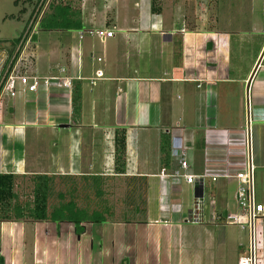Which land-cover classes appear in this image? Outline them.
I'll return each instance as SVG.
<instances>
[{"label":"crops","instance_id":"obj_1","mask_svg":"<svg viewBox=\"0 0 264 264\" xmlns=\"http://www.w3.org/2000/svg\"><path fill=\"white\" fill-rule=\"evenodd\" d=\"M42 1L47 7L37 20ZM52 1L38 0L34 17L16 33L21 38L36 22L34 45L21 52L18 70L47 77L62 66L72 86L0 98V174L15 175L24 188L27 182L32 188L33 176L53 178L51 206L63 196L83 208L89 198L81 192L92 191L93 210L105 212L106 220L82 223L79 235L67 222L0 221V264H238L248 235L244 226L226 222L238 213L235 181L205 177L201 185L171 178L177 164L169 157L170 132L188 148L190 174L238 169L249 75L245 65L232 70L231 64L250 62L239 59L245 46L248 53L257 49L247 36L264 32V0H56L69 14L79 13L80 27L41 29ZM97 29L113 30V36L98 39L91 33ZM262 68L264 62L247 93L256 169H264ZM96 72L101 76L90 85ZM217 84L238 85L229 93L242 113L239 123L217 116ZM74 88L80 96L76 115ZM117 129L124 132L120 160L114 153ZM205 182L222 195L211 198L216 209L207 219L203 199L202 222L191 223L194 193L204 198ZM181 184L192 189L186 208ZM111 193L119 197L116 206L130 208L128 214L114 217L104 202ZM256 224L258 264H264V217Z\"/></svg>","mask_w":264,"mask_h":264},{"label":"built area","instance_id":"obj_2","mask_svg":"<svg viewBox=\"0 0 264 264\" xmlns=\"http://www.w3.org/2000/svg\"><path fill=\"white\" fill-rule=\"evenodd\" d=\"M202 1V0H199ZM44 3V2H43ZM41 5L37 20L40 18L43 10L47 7V2ZM35 16V17H36ZM36 20V21H37ZM36 30V22L32 26H27L23 31L19 41V47L17 49V59L7 71L2 79L0 87V98L13 99L18 91H24L27 93H35L37 89L43 88L47 90L50 86L56 89H61L65 92L70 91L72 77L66 74V70L62 66H57L55 72L47 77H39L36 75H27L26 73H20L18 70V61L24 48L28 44V39L32 37ZM98 39L111 38L113 36V30H101L97 29L92 31ZM81 38V34L78 35ZM101 76L100 72H96L95 77L89 79V84L93 85L94 81ZM78 78V77H76ZM177 129V128H176ZM170 138V160L177 164V169L171 172V178H182L187 184H201L205 177L210 178L214 182L217 178H221L225 181H235V203L238 209L237 214L227 215L226 222L235 224L238 226H244L247 229L248 241L245 252V257L241 259L238 264H258L257 255V243L255 234V225L257 221L264 217V205L255 201L254 191V170L252 162V146H251V134H250V119L244 120V129L241 138L240 145L242 147V161L239 164L238 169H233L230 172L227 170L221 171L219 174L210 176L209 174L202 173L201 175L194 176L188 172L189 164L187 162L188 148L184 145L180 136H174L173 130H171ZM175 131V130H174ZM177 131H179L177 129ZM223 133V132H222ZM165 172L162 169L160 176H165ZM202 209L203 198L202 196H195L193 198V207L189 214L188 221L191 223L202 222ZM1 257V253H0Z\"/></svg>","mask_w":264,"mask_h":264},{"label":"trees","instance_id":"obj_3","mask_svg":"<svg viewBox=\"0 0 264 264\" xmlns=\"http://www.w3.org/2000/svg\"><path fill=\"white\" fill-rule=\"evenodd\" d=\"M38 3V0H36ZM44 1L41 2V5ZM52 1L49 11L40 20L41 29H78L79 13L70 12L66 5L59 1ZM40 5V6H41ZM40 7L38 8V10ZM37 10V12H38ZM36 12V13H37ZM34 17V16H33ZM20 37H15L10 44L13 47L6 49L8 59L0 69V87L2 79L14 63L18 51L14 52ZM3 50V49H2ZM14 52V53H13ZM79 93L76 88L71 92L72 114L76 115L79 110ZM124 152V132L115 130L114 153L115 158L120 160ZM16 176L13 174H0V221H50L54 223H71L76 235L83 231L82 223H102L106 220L105 212L89 210L87 207L79 208L73 202H66L62 196L57 205H49V199L54 186L53 178L49 176H33L31 188V200L19 202L14 191ZM107 212V209H106ZM108 213V212H107Z\"/></svg>","mask_w":264,"mask_h":264},{"label":"rangeland","instance_id":"obj_4","mask_svg":"<svg viewBox=\"0 0 264 264\" xmlns=\"http://www.w3.org/2000/svg\"><path fill=\"white\" fill-rule=\"evenodd\" d=\"M37 5H38V3L36 0H0V66L3 63V56L5 55V53H3L4 51L2 49L6 50V49L13 47L12 44H10L11 40H13V38L16 37V33L21 28H23V25H25V23L29 19L32 18V16L34 15V11L37 9ZM260 9H261V7H260ZM256 16L259 18L258 14ZM263 18H264V16H263ZM247 38H249L248 39L249 44H250V41L253 42V40H256V42L258 43L257 49L254 52H252L253 50L250 51V49H249L250 52L248 53V52H245L248 49V46H245V51H243V53H241L242 55L240 56L239 59L242 60L243 62H245L247 60V58H249L250 62H245V64H244V63H240V61H238V63H232L231 64L232 70H233V66L236 69H238V68H242L245 65V67H246V70H245L246 71V78L249 75L251 69L253 68L255 61L258 57V54L260 53V51L264 45V32H262L260 34V36H258L257 38L254 36H251V35L247 36ZM251 39H253V40H251ZM252 42H251V44H252ZM33 45H34V39L31 37L28 39V44L24 49H26L27 47L31 48V47H33ZM241 49H244V47H241ZM21 62H23V61H21ZM261 62L262 63L264 62V56H263V59ZM177 63L178 62L176 61L175 64H177ZM194 67H196V65H194ZM261 71L264 72V68H262ZM217 86H219V89L222 90L221 91L222 97L220 99L218 98V102L216 104L217 116H221L222 119H225L226 121H229L233 124L239 123L240 121H242V116H241L242 113L237 110L238 106L235 105L234 99H232V96H230V93H229L230 91H232L234 93L238 89V85L232 84V85H223L222 86V85L217 84ZM183 97H182V99H183ZM252 111H253L252 117H254V109ZM250 113H251V110H249V114ZM191 117H192L191 113L188 111L186 114V120H187L186 122L187 123L189 122V119ZM27 184H28L27 187L24 188V185H25L24 183H21V182L17 183V181L15 182L16 187L14 188V191L16 192V194L18 196L19 202H27V201L31 200V184H30V182H27ZM181 189H182V192L180 195L181 206H182V208L183 207L186 208L190 204V200H191V196H192V189L189 185H185V184H181ZM254 191H255V201L262 203L263 202V192H264V169H256L255 168V170H254ZM115 192L118 193V191H115ZM218 192L219 191L217 189H212V188L210 189V187H208V184L205 182L204 198L203 199H204L206 219L209 217V215L211 213L210 211H212V210L215 211L214 209H216L215 208L216 202L215 201L213 202V199L211 200V198H215L216 196L218 198L219 194L222 195L220 192L219 193ZM76 193H77V195H79L80 192H76ZM81 193H83L82 195H84V196L87 195L89 198L88 201L86 202L87 206L84 205V207H87L89 210H92L94 208H98L94 204L96 202V200H94V198H93L92 191L91 192L90 191L89 192L84 191ZM51 200H49L50 203H51ZM104 202L106 203V205L108 207L111 208L115 218L123 215L122 213L128 214L130 211V208L127 206H124V207L120 206V205L116 206V203L119 202V197L118 196L116 197V195H114L113 193L106 196ZM50 203H49V205H50ZM27 246L30 249V244H28Z\"/></svg>","mask_w":264,"mask_h":264},{"label":"water","instance_id":"obj_5","mask_svg":"<svg viewBox=\"0 0 264 264\" xmlns=\"http://www.w3.org/2000/svg\"><path fill=\"white\" fill-rule=\"evenodd\" d=\"M263 56H264V46L260 52V54L258 55L256 61H255V64L249 74V77L246 81V85H245V118H246V121H248V117H249V108H248V97H247V93H248V86H249V82L253 76V74L255 73L256 69L258 68V66L260 65L262 59H263ZM199 191V190H198ZM200 192H196L194 193V195L198 194L199 196H201V194H199Z\"/></svg>","mask_w":264,"mask_h":264}]
</instances>
